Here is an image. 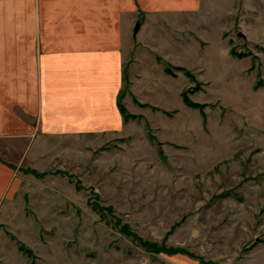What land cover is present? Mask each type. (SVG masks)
Listing matches in <instances>:
<instances>
[{"label": "rangeland", "instance_id": "1", "mask_svg": "<svg viewBox=\"0 0 264 264\" xmlns=\"http://www.w3.org/2000/svg\"><path fill=\"white\" fill-rule=\"evenodd\" d=\"M132 1L119 120L1 144L0 264H264V0Z\"/></svg>", "mask_w": 264, "mask_h": 264}, {"label": "crops", "instance_id": "2", "mask_svg": "<svg viewBox=\"0 0 264 264\" xmlns=\"http://www.w3.org/2000/svg\"><path fill=\"white\" fill-rule=\"evenodd\" d=\"M148 1L138 0L141 12L195 8L193 0ZM133 7L132 0H0V200L18 184L2 143L11 152L36 131L64 135L119 120L127 51L117 19Z\"/></svg>", "mask_w": 264, "mask_h": 264}, {"label": "trees", "instance_id": "3", "mask_svg": "<svg viewBox=\"0 0 264 264\" xmlns=\"http://www.w3.org/2000/svg\"><path fill=\"white\" fill-rule=\"evenodd\" d=\"M183 101H184V103L186 105H188V106H190L192 108H200L198 105L191 103L187 98H184ZM118 108H119V111H120L121 115L124 116V118L127 120L128 119V115L125 114L124 107L121 104H119Z\"/></svg>", "mask_w": 264, "mask_h": 264}, {"label": "water", "instance_id": "4", "mask_svg": "<svg viewBox=\"0 0 264 264\" xmlns=\"http://www.w3.org/2000/svg\"><path fill=\"white\" fill-rule=\"evenodd\" d=\"M138 30V26L135 27L134 31L136 32Z\"/></svg>", "mask_w": 264, "mask_h": 264}]
</instances>
